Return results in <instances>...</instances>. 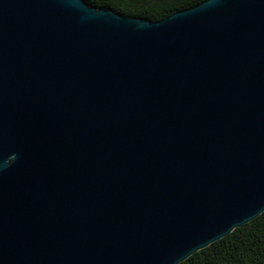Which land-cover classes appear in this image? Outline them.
I'll list each match as a JSON object with an SVG mask.
<instances>
[{"label":"water","instance_id":"1","mask_svg":"<svg viewBox=\"0 0 264 264\" xmlns=\"http://www.w3.org/2000/svg\"><path fill=\"white\" fill-rule=\"evenodd\" d=\"M263 212L264 0H0V264H179Z\"/></svg>","mask_w":264,"mask_h":264},{"label":"trees","instance_id":"2","mask_svg":"<svg viewBox=\"0 0 264 264\" xmlns=\"http://www.w3.org/2000/svg\"><path fill=\"white\" fill-rule=\"evenodd\" d=\"M122 15L159 21L204 0H86ZM179 264H264V212Z\"/></svg>","mask_w":264,"mask_h":264}]
</instances>
